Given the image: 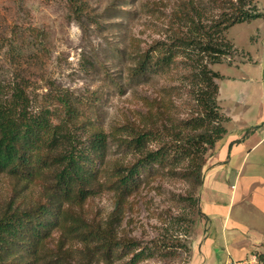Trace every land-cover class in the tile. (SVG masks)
I'll return each mask as SVG.
<instances>
[{
    "label": "rangeland",
    "instance_id": "1",
    "mask_svg": "<svg viewBox=\"0 0 264 264\" xmlns=\"http://www.w3.org/2000/svg\"><path fill=\"white\" fill-rule=\"evenodd\" d=\"M210 2L78 0L71 4L69 0H0V77L6 86L25 87L34 110L50 107L62 116L59 94L77 102L87 101L95 125L92 130L103 129L110 135L107 169L137 157L134 151L115 143V133L129 137L127 134L142 127L157 125L159 139L151 142L150 148L165 143L174 149L178 138L191 131L190 122L200 111L188 80L183 78L186 61L179 55L165 73L146 77L134 74V68L145 50L157 41L176 44L178 36L190 35L195 10L211 9ZM255 3L264 12V0ZM184 13L188 15L182 22ZM263 30L264 17L231 26L226 36L236 51L223 62L210 64L223 76L218 79V101L230 118L224 125L236 135L244 128L246 134H252L248 136L250 144L234 148L232 144L239 140L231 142L225 161L217 159L223 169L211 176V184L206 187V172L227 135L208 150L201 187L184 177L187 163L183 162L157 170L138 192L126 196L117 236L124 244L135 242L125 245V250H146L138 264H189L193 239L206 231L215 236L225 217L230 219V226L237 223L229 227L234 232L229 230L227 236L234 241L230 234L236 233L247 255L264 252V139L252 148L264 136V121L257 118L264 114ZM10 42H14L12 48ZM246 105L253 110L245 112ZM232 184L236 185L234 195ZM16 188L14 180H0V214L13 198L23 205L28 202L30 189L17 195ZM38 191L34 188L33 195ZM117 198L115 189L104 185L87 201L85 221L104 226ZM204 212L211 213L210 218ZM52 232L48 242L56 246L61 230ZM85 246L76 238L65 243L75 258L86 260L88 249L96 245L91 242L88 248ZM128 258L116 259L114 264H125Z\"/></svg>",
    "mask_w": 264,
    "mask_h": 264
},
{
    "label": "trees",
    "instance_id": "2",
    "mask_svg": "<svg viewBox=\"0 0 264 264\" xmlns=\"http://www.w3.org/2000/svg\"><path fill=\"white\" fill-rule=\"evenodd\" d=\"M76 1L69 0L71 4ZM210 3L211 9L195 10L190 35L178 36L176 44L157 41L145 50L134 68V74L146 77L165 73L179 55L186 61L183 78L188 80L200 111L190 122L191 131L178 138L174 149L165 143L150 148L149 144L159 139L157 125L138 131L130 127L135 132L127 134L129 137L113 135L118 146L134 151L137 157L133 162H119L107 169L110 135L103 129L92 130L95 125L87 101L77 102L59 94L62 116L50 107L34 110L25 87L11 88L0 77V180H14L17 195L27 188L31 193L25 205L13 198L0 214V264H114L127 255L125 264L143 260L144 248L125 250V245L135 242L129 240L124 244L117 236L125 198L138 192L157 170L183 162L187 163L184 177L194 180L196 186L203 185L206 154L228 133L224 122L230 119L218 101V79L223 76L210 64L223 62L236 51L226 36L231 26L264 17L255 0ZM215 8L218 10L213 14ZM187 15H181L180 20L183 22ZM13 44L9 43L11 48ZM104 185L117 192L115 209L104 226L89 224L85 221L86 203ZM36 187L39 191L34 196L32 191ZM58 229L59 240L53 246L48 241L52 231ZM73 238L83 242L85 249L94 242L95 251L88 249L86 260L82 256L75 258L65 248L68 239ZM258 255L264 261V252Z\"/></svg>",
    "mask_w": 264,
    "mask_h": 264
},
{
    "label": "crops",
    "instance_id": "3",
    "mask_svg": "<svg viewBox=\"0 0 264 264\" xmlns=\"http://www.w3.org/2000/svg\"><path fill=\"white\" fill-rule=\"evenodd\" d=\"M259 19L260 18H256L249 22L254 23ZM257 29H260V27H257ZM260 40L264 42V30L260 32ZM250 58L252 61H254L253 54H250ZM242 62L243 64H245L246 60ZM238 67L240 66L238 65ZM246 107L247 110L245 112H251L253 110V107L250 105H246ZM257 118H261L262 121H264V114L261 113L258 114ZM240 130L241 133L239 135L230 134V131H228V133L226 134L227 137L225 138V141L221 143L222 146H219V150L214 156V160L211 162V164L209 165V169L206 172L204 187H206L209 183L211 184L212 179L210 178L213 174L223 169V164L217 161V159L219 158L225 161L224 158L226 157L228 146L230 145L231 142L233 143L239 140V143L232 144V147L234 148H242L250 144L249 143L250 139L248 136H251L252 134L251 135L246 134L244 132V128ZM263 139L264 136L255 143H253L252 148L256 147ZM235 189H236V185L232 184L231 190L233 195ZM204 214L208 218H210L211 213L204 212ZM235 226H237L236 222L234 223V225L232 224V226H230V219L228 220L227 217H225V220L222 224V228L220 229L221 231L220 230L216 231V234H214L215 236H213V232L210 233V231H206L205 233L201 234L200 237L194 238L191 245V258L189 264H219V263L224 264L228 259L231 258L237 259V258L246 257L248 254V250H245L244 245H240L242 243L241 238L238 239L239 236L236 233L230 234L233 237L231 238L234 241L230 239L229 235L227 236L229 230L233 231L232 229H229V227H235ZM252 250L251 252L256 251V250L254 251V249Z\"/></svg>",
    "mask_w": 264,
    "mask_h": 264
},
{
    "label": "built area",
    "instance_id": "4",
    "mask_svg": "<svg viewBox=\"0 0 264 264\" xmlns=\"http://www.w3.org/2000/svg\"><path fill=\"white\" fill-rule=\"evenodd\" d=\"M224 264H264V261L259 257L257 253H250L243 258H231Z\"/></svg>",
    "mask_w": 264,
    "mask_h": 264
}]
</instances>
